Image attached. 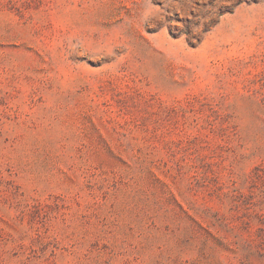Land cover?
<instances>
[{
  "label": "rangeland",
  "instance_id": "rangeland-1",
  "mask_svg": "<svg viewBox=\"0 0 264 264\" xmlns=\"http://www.w3.org/2000/svg\"><path fill=\"white\" fill-rule=\"evenodd\" d=\"M0 264H264V0H0Z\"/></svg>",
  "mask_w": 264,
  "mask_h": 264
}]
</instances>
